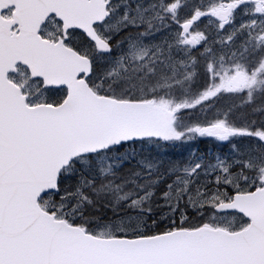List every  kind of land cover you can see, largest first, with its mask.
<instances>
[{"label": "snow or ice", "instance_id": "6c2138e0", "mask_svg": "<svg viewBox=\"0 0 264 264\" xmlns=\"http://www.w3.org/2000/svg\"><path fill=\"white\" fill-rule=\"evenodd\" d=\"M0 264H264V0H0Z\"/></svg>", "mask_w": 264, "mask_h": 264}, {"label": "trees", "instance_id": "16d2710c", "mask_svg": "<svg viewBox=\"0 0 264 264\" xmlns=\"http://www.w3.org/2000/svg\"><path fill=\"white\" fill-rule=\"evenodd\" d=\"M198 147H199L201 150H207L209 147H211V145H209V144L207 143V141H205V142H201V143H199V144H198Z\"/></svg>", "mask_w": 264, "mask_h": 264}, {"label": "rangeland", "instance_id": "374dc122", "mask_svg": "<svg viewBox=\"0 0 264 264\" xmlns=\"http://www.w3.org/2000/svg\"><path fill=\"white\" fill-rule=\"evenodd\" d=\"M185 155H187V153H185Z\"/></svg>", "mask_w": 264, "mask_h": 264}]
</instances>
